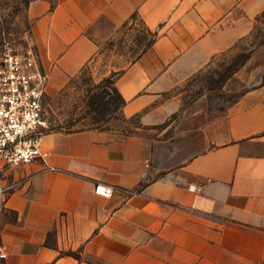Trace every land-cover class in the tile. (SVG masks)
<instances>
[{"label":"crops","instance_id":"crops-1","mask_svg":"<svg viewBox=\"0 0 264 264\" xmlns=\"http://www.w3.org/2000/svg\"><path fill=\"white\" fill-rule=\"evenodd\" d=\"M263 12L264 0L30 1L49 95L133 14L159 37L116 81L137 131L50 132L47 156L12 171L0 264H264V154L250 152L264 145V84L229 108L225 139L207 150L203 97L155 127L180 111V83ZM100 182L114 187L110 198L96 193Z\"/></svg>","mask_w":264,"mask_h":264},{"label":"rangeland","instance_id":"rangeland-1","mask_svg":"<svg viewBox=\"0 0 264 264\" xmlns=\"http://www.w3.org/2000/svg\"><path fill=\"white\" fill-rule=\"evenodd\" d=\"M30 1L32 0H0V44L9 40L18 48L33 45L36 49L31 36L32 23L27 15ZM244 54H249V57L240 69L228 78L222 87L210 89L229 66L238 64L244 58ZM105 60H97L88 72L73 78L72 81L69 79L70 82L57 93L49 95L46 92L44 105L50 132H76L87 129H114L124 133L137 131V119H124L120 109L113 107L98 112L92 111L88 105L89 94L97 95L105 90L102 82L105 69H111V66H108L110 63L106 65ZM263 84L264 12L255 19L253 29L247 37L237 42L226 53L212 58L201 71L181 82L173 93L180 96L182 106L189 102L184 109L200 97L206 99L211 127L202 132V136L203 148L207 150L225 139L229 108L247 91ZM165 126L155 127L161 129ZM250 152L264 154V145L253 143ZM10 180L11 176L7 181ZM8 196L0 195V231L6 222L14 219V214L4 205Z\"/></svg>","mask_w":264,"mask_h":264},{"label":"built area","instance_id":"built-area-1","mask_svg":"<svg viewBox=\"0 0 264 264\" xmlns=\"http://www.w3.org/2000/svg\"><path fill=\"white\" fill-rule=\"evenodd\" d=\"M47 84L48 75L33 45L18 48L9 40L0 44L1 196L16 187L15 182L7 181L13 170L47 156L43 150L44 138L50 133L44 105ZM95 191L110 198L114 187L100 182ZM5 257L0 252V258Z\"/></svg>","mask_w":264,"mask_h":264},{"label":"trees","instance_id":"trees-1","mask_svg":"<svg viewBox=\"0 0 264 264\" xmlns=\"http://www.w3.org/2000/svg\"><path fill=\"white\" fill-rule=\"evenodd\" d=\"M158 37L159 33L157 31L152 30L137 14H133L118 28L116 33L98 49L95 55L83 66L80 72L70 78V81H72L73 78L85 74L99 59H106V65L110 63L108 66H111V69H105V77L102 80L105 85L104 92L97 95H88V105L92 111L103 112L104 110L116 107L121 110L122 117L128 120L122 114V110L126 106L127 100L119 92L116 86V81L129 66L139 60L141 56L155 44ZM248 55L249 54H244V58L238 64L235 63L229 66L225 73H223L220 78L210 86V89L222 87L227 79L234 75L240 69V66L245 63L249 57ZM186 104H189V102ZM186 104L184 103L179 112L174 114L169 120L160 126H165L173 119H176L183 111Z\"/></svg>","mask_w":264,"mask_h":264}]
</instances>
